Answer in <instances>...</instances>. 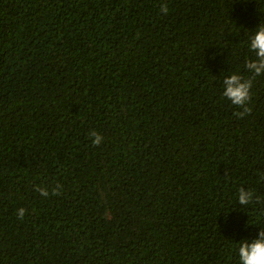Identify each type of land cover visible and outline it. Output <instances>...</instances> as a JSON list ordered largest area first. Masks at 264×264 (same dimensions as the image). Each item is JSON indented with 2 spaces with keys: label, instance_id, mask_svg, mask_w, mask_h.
<instances>
[{
  "label": "trees",
  "instance_id": "16d2710c",
  "mask_svg": "<svg viewBox=\"0 0 264 264\" xmlns=\"http://www.w3.org/2000/svg\"><path fill=\"white\" fill-rule=\"evenodd\" d=\"M258 25L264 0H0V264H240L264 227Z\"/></svg>",
  "mask_w": 264,
  "mask_h": 264
},
{
  "label": "clouds",
  "instance_id": "9594fccd",
  "mask_svg": "<svg viewBox=\"0 0 264 264\" xmlns=\"http://www.w3.org/2000/svg\"><path fill=\"white\" fill-rule=\"evenodd\" d=\"M161 11L164 14L168 13L167 4L161 5ZM249 48L255 54V59L246 61L245 68L252 77L264 75V25H258L249 37ZM223 93L233 105L240 111L236 115L243 118L251 112L249 102L251 100L252 78H244L239 73H233L223 79ZM92 137V144L98 146L102 143L103 137L96 131H91L89 134ZM61 185L57 184L52 189V195H59ZM41 196L49 195L48 189L42 186H36L35 189ZM238 202L242 206H247L253 203V192L245 191L243 187L238 192ZM25 209L17 210V215L23 219ZM238 257L240 264H264V227L258 233V236L251 241L241 239L238 246Z\"/></svg>",
  "mask_w": 264,
  "mask_h": 264
}]
</instances>
